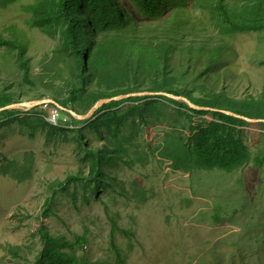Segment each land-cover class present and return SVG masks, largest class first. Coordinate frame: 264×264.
Here are the masks:
<instances>
[{
	"label": "rangeland",
	"instance_id": "1",
	"mask_svg": "<svg viewBox=\"0 0 264 264\" xmlns=\"http://www.w3.org/2000/svg\"><path fill=\"white\" fill-rule=\"evenodd\" d=\"M45 1L0 6V34L27 46L28 79L15 52L0 46V95L15 94V103L70 97L73 58L48 10H37ZM118 1L138 22L127 35L168 42L170 63L159 87L155 72L140 69L144 95L77 124L53 104L0 117V264H36L42 225L68 244L86 239L83 248L61 251L76 264H119V257L123 264H264V123L228 124L250 155L241 167L180 171L168 157L171 138L194 146L197 130L221 122L215 108L196 116L184 102L163 99L167 90L206 103L219 98L221 108L264 119V30L224 33V45L210 5L190 10L191 23L206 31L189 25L173 32L162 24L171 15L153 22L135 2ZM123 68L132 78L138 66L132 60ZM94 92L84 91L71 112L86 115ZM105 149L117 158L91 186L88 151ZM74 175L82 180L69 182Z\"/></svg>",
	"mask_w": 264,
	"mask_h": 264
},
{
	"label": "trees",
	"instance_id": "2",
	"mask_svg": "<svg viewBox=\"0 0 264 264\" xmlns=\"http://www.w3.org/2000/svg\"><path fill=\"white\" fill-rule=\"evenodd\" d=\"M19 0H0V6L7 7ZM138 6L142 18L153 22L159 21L165 16L171 15L162 24H170V30L178 31L180 27L193 25L201 31H206L207 27L199 21L194 24L192 13L196 2L210 5L221 31V43L228 42L223 38L224 33H248L264 30V0H235L234 5L230 6L227 0H131ZM44 5L38 6L37 10L46 14L48 10L50 16L54 19L56 26L62 29L63 37L67 41L72 59L71 75L68 80L70 88V97L67 100H61L57 96L55 101L64 110L57 109L62 115L72 111L73 104L79 101L84 91H95L88 103L86 112L100 100L111 99L121 95L140 93L142 82L140 83V69L155 72V86L159 87V74L167 69L170 63V54L173 47L163 39L152 38L146 42H141L136 37H130L127 33L135 30L138 25L137 19L130 14L126 7L118 0H48L42 2ZM43 8V9H42ZM44 19V16L40 18ZM223 43V44H224ZM225 45V44H224ZM0 46L15 52L16 61L28 79L29 61L25 58L27 46L18 39H4L0 34ZM218 49L213 55L211 63L217 62L221 58V51ZM133 60L138 69L133 71V77L129 78L128 68L121 69L123 63H130ZM28 82V81H26ZM135 84L136 88L130 87ZM167 94L182 97L174 90H167ZM45 95L40 94V97ZM222 96V95H221ZM192 104L198 107L215 108L218 110L229 111L230 113L242 116L248 119H255L240 112L221 108L223 100L216 98L212 103L202 102L185 95ZM217 97V96H216ZM15 94L0 95V109L15 103ZM40 98V99H41ZM170 102H176L167 97H163ZM79 103V102H78ZM120 102H113L105 105L99 110L114 108ZM184 105L196 116H202L210 113L206 110H194L186 104ZM37 109V108H36ZM19 112L15 110H5L0 112V117H14ZM218 117L217 122L210 123L205 128H200L194 135V146L184 144L182 140L171 138L174 145L168 154V157L174 161L176 170L185 171L195 168L219 169L225 172H232L241 167L249 160V152L239 139H236L228 130L230 123H243L242 120L233 118L221 112L214 113ZM72 123L78 121L71 115ZM94 116V117H95ZM259 119V117H258ZM262 119V118H261ZM264 120V119H262ZM120 126V124H118ZM92 162L89 166L88 177L93 184H98L105 177V171L113 166L116 155L113 151L105 149L101 152L88 151ZM261 163V161H260ZM81 175L69 177L70 181H80ZM88 183V180H85ZM95 187H93L94 189ZM96 193V188H95ZM97 195V194H96ZM42 240V248L39 252L36 264H76V260L62 250L73 249L75 246L83 248L86 239L76 238L75 245L68 244L62 240H57L49 234L48 230L42 225L39 229ZM118 263L123 264L121 258Z\"/></svg>",
	"mask_w": 264,
	"mask_h": 264
},
{
	"label": "water",
	"instance_id": "3",
	"mask_svg": "<svg viewBox=\"0 0 264 264\" xmlns=\"http://www.w3.org/2000/svg\"><path fill=\"white\" fill-rule=\"evenodd\" d=\"M141 95H144V93H137V92H133L131 94H127V95H121V96H118V97H114V98H111V99H103V100H100L98 101L93 107L92 109L84 116H80V115H77L76 113H73L71 111H68L69 114H71L76 120H88L90 119L98 110H100L103 106L105 105H109L113 102H120V101H124L128 98H131V96H135V97H138V96H141ZM165 97L167 98H170L174 101H181V102H184L187 106H189L191 109H194V110H212L210 108H204V107H198V106H195L194 104H192L188 99L184 98V97H178V96H174V95H170V94H167V93H164L163 94ZM44 104H53L55 107L59 108V109H62L64 110L62 107L59 106V104L53 102V101H49V100H39V101H35V102H27V103H19V104H12V105H9L7 107H4L2 109H0V112L2 111H5V110H15V109H31V108H38L40 105H44ZM215 112H221V113H224L228 116H231L233 118H236V119H240V120H243V121H246V122H263L264 123V120H258V119H248V118H245V117H242V116H238L236 114H233V113H230L229 111H223V110H218L216 109Z\"/></svg>",
	"mask_w": 264,
	"mask_h": 264
},
{
	"label": "built area",
	"instance_id": "4",
	"mask_svg": "<svg viewBox=\"0 0 264 264\" xmlns=\"http://www.w3.org/2000/svg\"><path fill=\"white\" fill-rule=\"evenodd\" d=\"M56 111H57V110H56ZM56 116H57L56 114L53 116V120H52L53 122L56 121Z\"/></svg>",
	"mask_w": 264,
	"mask_h": 264
}]
</instances>
